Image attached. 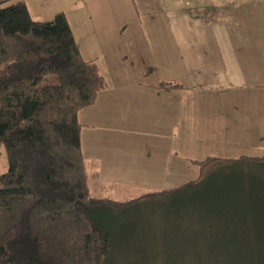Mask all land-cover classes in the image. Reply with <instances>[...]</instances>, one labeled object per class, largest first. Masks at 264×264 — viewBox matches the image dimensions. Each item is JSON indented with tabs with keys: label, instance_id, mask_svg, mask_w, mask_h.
I'll list each match as a JSON object with an SVG mask.
<instances>
[{
	"label": "crops",
	"instance_id": "0c3cea01",
	"mask_svg": "<svg viewBox=\"0 0 264 264\" xmlns=\"http://www.w3.org/2000/svg\"><path fill=\"white\" fill-rule=\"evenodd\" d=\"M22 1L35 21L65 13L83 58L106 79L78 114L94 197L174 189L194 181L181 179L201 168L194 161L238 160L264 141V0H133L134 11L127 0ZM162 81L183 88L165 91ZM156 152L171 174H145Z\"/></svg>",
	"mask_w": 264,
	"mask_h": 264
},
{
	"label": "trees",
	"instance_id": "16d2710c",
	"mask_svg": "<svg viewBox=\"0 0 264 264\" xmlns=\"http://www.w3.org/2000/svg\"><path fill=\"white\" fill-rule=\"evenodd\" d=\"M0 63L14 71L0 77V149L9 161L0 175V264H108L113 238L100 213L123 203L91 194L78 120L107 88L99 64L83 58L65 13L35 21L22 0H0ZM48 76L57 83L42 85ZM158 87L183 88L168 81ZM229 161L264 167V154ZM200 185L145 196L189 194ZM224 244L205 254L216 263L236 260V250L218 251Z\"/></svg>",
	"mask_w": 264,
	"mask_h": 264
},
{
	"label": "rangeland",
	"instance_id": "374dc122",
	"mask_svg": "<svg viewBox=\"0 0 264 264\" xmlns=\"http://www.w3.org/2000/svg\"><path fill=\"white\" fill-rule=\"evenodd\" d=\"M241 1L229 2L234 5ZM127 3L134 11L133 0H127ZM192 7L197 9L195 5ZM133 14V18L136 17ZM118 45L120 50L125 46L119 41ZM142 61L141 57L137 62L140 64ZM7 68L0 63V77L13 74L14 71ZM56 83V76H48L42 85ZM259 143L261 145L258 147L243 149L245 155L263 156L264 141ZM217 155L224 158L241 156ZM151 158L155 170L145 173L147 176L172 173L159 171L161 167L157 152ZM8 169V155L2 148L0 175ZM181 177H188L201 185L189 194L183 190L161 197H147L145 192L169 190L170 186L134 187L127 195L112 192L110 199L123 204L100 213L113 238L108 264H259L260 259L264 258V167L225 159L183 172ZM168 181L175 183L177 179L170 177ZM207 201H210L209 205H203ZM218 236L223 239L218 240ZM217 243H225L218 251L236 250V260L226 259L216 263L211 253L205 254L213 247L212 244Z\"/></svg>",
	"mask_w": 264,
	"mask_h": 264
}]
</instances>
